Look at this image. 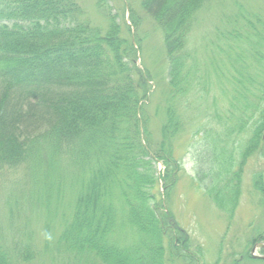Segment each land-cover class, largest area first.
I'll list each match as a JSON object with an SVG mask.
<instances>
[{"label": "trees", "instance_id": "trees-1", "mask_svg": "<svg viewBox=\"0 0 264 264\" xmlns=\"http://www.w3.org/2000/svg\"><path fill=\"white\" fill-rule=\"evenodd\" d=\"M137 2L160 32L165 57L161 105L152 113L149 75L135 70L137 50L121 35L123 23L105 12L106 0H96L109 21L103 33L81 19L74 0H0V171L22 167L33 179L37 207L57 216L55 248L65 251L67 264L198 262L199 251L190 252L188 234L173 223L157 191L160 179L167 199L181 170L175 137L185 126L201 136L208 149L202 163L211 164L198 179L209 180L206 194L229 216L238 206L243 166L264 138V1L253 11L236 4L224 29L217 28L225 45L216 54H224L231 68L230 110L218 121L224 120L223 128L234 124L228 134L235 145L230 134L250 129L238 159L223 145L228 135L214 138L191 126L199 123V91L205 93L198 90L192 33L211 3L221 9L227 0ZM129 19L138 30L142 18L131 7ZM209 56L214 63L215 55ZM235 115L237 123L231 122ZM156 162L165 167L161 176ZM253 179L264 197L263 174ZM224 198L229 206L219 203ZM64 209L70 215L61 222ZM254 243H264V232ZM33 257L29 240L9 251L0 245V264ZM239 262L255 260L247 254Z\"/></svg>", "mask_w": 264, "mask_h": 264}, {"label": "rangeland", "instance_id": "rangeland-1", "mask_svg": "<svg viewBox=\"0 0 264 264\" xmlns=\"http://www.w3.org/2000/svg\"><path fill=\"white\" fill-rule=\"evenodd\" d=\"M263 1L227 0L221 9V6L213 2L201 16L200 23L206 21L192 33V41L189 45L198 51V55L197 51H194V56L199 62L197 68L200 73H198L200 75L198 90L203 88L205 93L201 94L199 91L200 96L197 95L199 98L195 104L197 110L194 113L198 117L199 123L197 126L195 124L191 126L199 127L201 130H210L214 138L221 139L225 135L229 136L228 132L230 133L234 126V124H228L227 128H223L221 124L224 120L218 121L220 114L223 115L230 110L228 91L231 88V82H229L230 77L228 78L226 75L228 71L231 72V68L228 61H225L224 54L215 55L214 63L208 61L210 59L208 55L216 48L213 45L218 43L216 39L220 37V33H217L215 28L220 30L221 20L224 24L228 22L225 17L235 13L236 4L251 11L262 8ZM74 2L82 12L81 19L102 33L109 25L106 13L115 15L116 22L121 26L123 23L121 35L129 42H133L137 50L133 63L134 68L142 76L149 75L148 112H155L157 106L161 105L162 95L160 92L164 83L162 75L165 72V57L162 36L150 20L142 15L137 0H106V13L97 7L96 0H74ZM130 7L142 18L138 30L134 29L129 19ZM125 25L129 31L126 30ZM206 30L213 31V35L205 32ZM220 43L221 40H219ZM217 64L220 65L213 70L212 67H216ZM189 115L191 116V113ZM231 122L237 123L236 115L231 119ZM156 124V119L151 120L150 131L153 141L157 138ZM249 130V128L246 130V134L245 131L230 134L237 137L239 143L235 145L232 141L230 142L231 137L229 136V139L223 144L227 154L234 152L238 159L239 148L245 144L247 135H250ZM191 132L190 127L185 126L183 132L175 137L174 152L175 157L181 161V170L178 172L177 182L169 198H162L163 206L173 216V222L188 233L190 252L194 253L196 249L199 251L200 257H196L198 262L194 264H236L242 256L249 253L252 242L264 232V197L253 187L254 174L262 173L264 181V138L259 149L249 155L243 166L238 206L233 215L229 216L217 208L212 198L206 194L209 180L198 179L200 172L208 173L211 163H202L208 149L206 150L204 147L201 136L191 135ZM262 132L264 135V130ZM239 163L240 161H237V164ZM157 166L162 167L161 164H157ZM215 166L217 167V165ZM233 171H236V167L233 168ZM229 179L230 176L226 181ZM33 185V179L28 177L22 167L5 172L0 171V245L9 251L14 243L30 241L34 257L27 262L13 260L12 264L72 263L67 262L68 260L65 259L67 255L62 248H59L61 250L55 248L59 221L56 219L57 216L55 219L53 218L52 212L49 214L41 207H37ZM159 186L162 187L163 182L159 183ZM162 188H157V191L160 189V197L163 194ZM219 203L223 206L230 205L226 198L220 200ZM69 215V209H64L58 214L61 222L67 220ZM48 223H51L52 226H50V230H45ZM255 254L260 255L261 253L257 250ZM172 264L187 263L182 260H174ZM238 264L263 263L239 262Z\"/></svg>", "mask_w": 264, "mask_h": 264}, {"label": "water", "instance_id": "water-1", "mask_svg": "<svg viewBox=\"0 0 264 264\" xmlns=\"http://www.w3.org/2000/svg\"><path fill=\"white\" fill-rule=\"evenodd\" d=\"M256 247L264 248V244H259V245H257ZM256 247H254V248L252 249V251H251L252 256H253L254 258H257V259H259V260L264 261V256H255V255H253V252H254V250L256 249Z\"/></svg>", "mask_w": 264, "mask_h": 264}]
</instances>
